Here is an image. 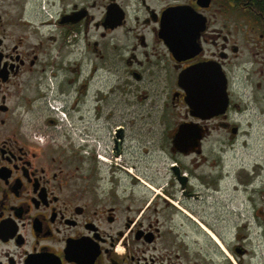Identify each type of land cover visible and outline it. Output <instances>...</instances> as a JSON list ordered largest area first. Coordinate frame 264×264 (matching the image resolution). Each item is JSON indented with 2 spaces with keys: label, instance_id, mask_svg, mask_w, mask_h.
Returning a JSON list of instances; mask_svg holds the SVG:
<instances>
[{
  "label": "flooded vegetation",
  "instance_id": "af4514ba",
  "mask_svg": "<svg viewBox=\"0 0 264 264\" xmlns=\"http://www.w3.org/2000/svg\"><path fill=\"white\" fill-rule=\"evenodd\" d=\"M0 264H264V0H0Z\"/></svg>",
  "mask_w": 264,
  "mask_h": 264
},
{
  "label": "water",
  "instance_id": "95a60500",
  "mask_svg": "<svg viewBox=\"0 0 264 264\" xmlns=\"http://www.w3.org/2000/svg\"><path fill=\"white\" fill-rule=\"evenodd\" d=\"M212 66L209 65H196L188 69L185 73L180 76L181 83L190 82L187 87V91L189 94L188 103L192 108L193 114L196 115V112L199 107L204 106V109L207 107L206 105V96L209 94H215L214 96H218V100L220 102L227 101L226 95V84L224 82V78L221 74L217 73H209L208 69H212ZM203 100V104L201 105L200 101ZM183 128H190L188 126H183L180 133L184 132ZM188 131H190L188 129ZM190 132H193L191 130ZM182 136L176 137L174 140L175 147L177 150L184 151L186 146ZM187 141V140H186Z\"/></svg>",
  "mask_w": 264,
  "mask_h": 264
},
{
  "label": "rangeland",
  "instance_id": "374dc122",
  "mask_svg": "<svg viewBox=\"0 0 264 264\" xmlns=\"http://www.w3.org/2000/svg\"><path fill=\"white\" fill-rule=\"evenodd\" d=\"M134 110H135V107H134ZM137 142H138V139L134 138V144H133L134 145V164H136V162H139L138 164L141 165V167L143 169H145V166L150 163L149 161L151 160L152 157H150V155L149 156L143 155L142 154L143 148L137 147L135 145V144H137ZM139 173L140 172L134 171V174L137 176H140ZM142 173L144 174V172H142ZM123 177H124L123 180H127V178L125 176H123ZM144 192H146L145 188L139 189L138 195H143Z\"/></svg>",
  "mask_w": 264,
  "mask_h": 264
}]
</instances>
